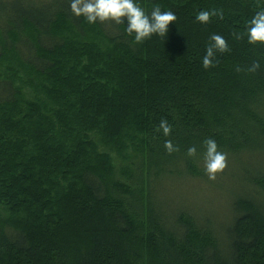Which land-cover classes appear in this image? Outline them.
Returning <instances> with one entry per match:
<instances>
[{
    "label": "trees",
    "instance_id": "16d2710c",
    "mask_svg": "<svg viewBox=\"0 0 264 264\" xmlns=\"http://www.w3.org/2000/svg\"><path fill=\"white\" fill-rule=\"evenodd\" d=\"M139 2L176 14L166 37L0 0V264H264V45L244 34L264 0ZM213 33L228 50L206 69ZM175 185L220 212L167 199Z\"/></svg>",
    "mask_w": 264,
    "mask_h": 264
},
{
    "label": "clouds",
    "instance_id": "9594fccd",
    "mask_svg": "<svg viewBox=\"0 0 264 264\" xmlns=\"http://www.w3.org/2000/svg\"><path fill=\"white\" fill-rule=\"evenodd\" d=\"M71 12L76 17H83L88 23L94 24L97 21H115L117 24L126 23L125 32L134 38L136 43H141L150 38L153 34L159 37H166L169 32V26L176 21V14L172 11H162L157 5L154 6L150 13H147L141 7L139 0H70ZM215 10H201L196 15V20L201 23H207ZM247 41L252 45H264V10L256 12L248 21L245 33ZM236 39H240V33H235ZM228 50L226 39L213 33L210 37V43L206 47L205 54L202 57L204 68L213 66L217 52ZM259 67L256 63L252 67L255 71ZM162 129L164 134L170 132V126L166 120H161L158 130ZM204 169L210 179H215L218 172L226 167V154L218 150L217 143L214 139L208 138L204 141ZM166 148L173 150L171 141H166ZM196 153V148L188 149L190 156Z\"/></svg>",
    "mask_w": 264,
    "mask_h": 264
},
{
    "label": "rangeland",
    "instance_id": "374dc122",
    "mask_svg": "<svg viewBox=\"0 0 264 264\" xmlns=\"http://www.w3.org/2000/svg\"><path fill=\"white\" fill-rule=\"evenodd\" d=\"M30 93V91L28 90ZM117 159L116 155H113ZM120 160H123L122 158ZM120 163V161L118 162ZM217 196L211 192H204V189L196 188V185H179L172 188L171 194L166 196L167 199H174L176 202H181L182 198H188L190 202L197 203L199 206L204 207L205 211H212L218 214L220 205L215 201ZM224 206V205H223Z\"/></svg>",
    "mask_w": 264,
    "mask_h": 264
}]
</instances>
